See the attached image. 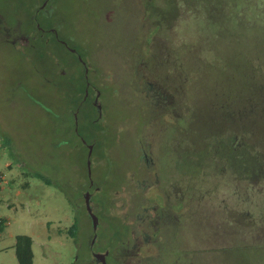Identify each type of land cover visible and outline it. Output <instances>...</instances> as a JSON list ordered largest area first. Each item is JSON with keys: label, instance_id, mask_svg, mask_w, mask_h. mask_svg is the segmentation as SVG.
Returning a JSON list of instances; mask_svg holds the SVG:
<instances>
[{"label": "rangeland", "instance_id": "1", "mask_svg": "<svg viewBox=\"0 0 264 264\" xmlns=\"http://www.w3.org/2000/svg\"><path fill=\"white\" fill-rule=\"evenodd\" d=\"M44 1L0 0V264H264V0L48 1L66 45Z\"/></svg>", "mask_w": 264, "mask_h": 264}, {"label": "trees", "instance_id": "2", "mask_svg": "<svg viewBox=\"0 0 264 264\" xmlns=\"http://www.w3.org/2000/svg\"><path fill=\"white\" fill-rule=\"evenodd\" d=\"M193 24L190 29H194L193 32L186 38L182 37L181 39L174 38L175 41L177 40L178 42H187V44L190 42V40L193 38V44L197 40L198 37V30L202 26V21L200 20L198 13H195V18L194 20L190 23ZM189 24V25H190ZM193 45L192 43H190ZM264 76V74H263ZM260 88L259 92V98L260 100L255 104V109L259 112H261L262 115H264V77L261 78ZM260 114V113H256ZM255 122V121H254ZM261 130L264 132V121L261 122ZM244 134H242L243 137V143L240 146H237L235 144V132L232 134V146L239 149L243 146H248L250 149L251 156L249 158H246L245 160V176L242 178L244 181L241 183L239 186V194L238 195H249L252 191L253 188L260 187V192L262 191V186H264V134L261 138V142L257 144L255 141L252 143H249V130H245ZM238 137V135L236 136ZM8 142V141H6ZM34 175L43 180L46 184H51V180L44 175L41 172H35ZM257 190V189H256ZM237 195V197H238ZM5 226V220L0 218V233L3 232ZM76 227V224L72 226L73 229V234H74V228ZM15 251H16V257L18 260V264H33V256H34V251H33V238L27 234H19L16 236V242H15Z\"/></svg>", "mask_w": 264, "mask_h": 264}, {"label": "flooded vegetation", "instance_id": "3", "mask_svg": "<svg viewBox=\"0 0 264 264\" xmlns=\"http://www.w3.org/2000/svg\"><path fill=\"white\" fill-rule=\"evenodd\" d=\"M48 1H51V0H45L40 5V7L36 10V14L32 18L33 19V22H34V25H36V27L40 29V36H39V38L44 37V35H46V33H50V34H53L54 35V38H55V41L56 42H59V44L66 45L64 42H62V40L60 39V36H58L57 30L51 26L54 23L50 21V16L49 15L47 16V14L44 13L45 12L44 11V6L47 4ZM39 14L41 15V17H39ZM46 26H48V27H46ZM111 225H112V223H110V228H111ZM93 244L94 243H92V245ZM92 247H94V245ZM104 254H106L105 255V260H107L108 259V255H109V250L108 251H105ZM95 259H96L97 262H99L100 264H102L101 260L97 259L96 257H95Z\"/></svg>", "mask_w": 264, "mask_h": 264}, {"label": "water", "instance_id": "4", "mask_svg": "<svg viewBox=\"0 0 264 264\" xmlns=\"http://www.w3.org/2000/svg\"><path fill=\"white\" fill-rule=\"evenodd\" d=\"M92 147H90L91 149ZM89 155H91V150H90V153ZM86 204H87V209L89 211V214L91 215L92 219H93V225H94V229L96 230L97 227H98V222H99V219L98 217L95 215L92 207H91V204H90V195L87 194L86 195ZM96 241V236H94L93 240H92V243H95ZM105 255L104 253H95L94 256L101 260L102 264H106V260H105Z\"/></svg>", "mask_w": 264, "mask_h": 264}]
</instances>
